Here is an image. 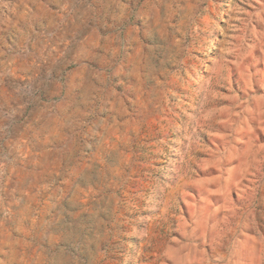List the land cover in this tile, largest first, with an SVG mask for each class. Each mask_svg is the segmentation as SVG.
Wrapping results in <instances>:
<instances>
[{"label": "rangeland", "instance_id": "1", "mask_svg": "<svg viewBox=\"0 0 264 264\" xmlns=\"http://www.w3.org/2000/svg\"><path fill=\"white\" fill-rule=\"evenodd\" d=\"M0 264H264V0H0Z\"/></svg>", "mask_w": 264, "mask_h": 264}]
</instances>
